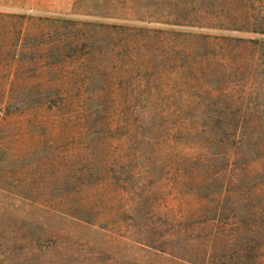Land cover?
Masks as SVG:
<instances>
[{
    "label": "rangeland",
    "instance_id": "obj_1",
    "mask_svg": "<svg viewBox=\"0 0 264 264\" xmlns=\"http://www.w3.org/2000/svg\"><path fill=\"white\" fill-rule=\"evenodd\" d=\"M39 1L37 6L41 8H0V52L5 50L7 56L0 57V104L71 103L80 106V112L102 106L122 116V108L139 103L140 91L146 86L143 60L152 56L161 66L168 61L165 68L157 65L146 87L153 98L157 96L159 108L181 105L188 89V74L182 62L186 64L188 59L178 58L194 37L192 34L264 39V34L222 28L264 22V0ZM77 38L83 42L81 55L74 44ZM19 41L29 47L19 51ZM3 44L6 49H2ZM247 46L245 55H250L253 49ZM151 70L147 73H154ZM262 80L264 84V77ZM55 114L45 108L39 113L0 118V264H194L173 258L170 250L179 252L175 243L168 244L164 254L147 245L150 235L138 224L149 210L150 200L145 207L133 203L135 190L119 187L109 176L91 189H87L84 176L78 182L70 179L78 169L87 168L89 152H76L92 138L83 132L84 119L75 113L71 122L83 133L75 134L66 149L65 154L69 153L64 164L68 172L61 174L51 166L16 172V158L21 161L18 164L35 163L38 157L53 151L50 143L54 136L48 135L40 144L37 141L41 142V134L47 132L45 123L60 124ZM56 134L61 135L58 128ZM124 140H111L116 169L124 165L120 171L123 175L127 168L138 172L133 184L144 198L153 197L155 190L163 194L161 204L152 210L153 220L175 219L174 225L183 222L180 228L170 230L169 240L177 241L183 237L185 223L205 217L204 204L191 195L196 187L187 180L188 170L176 169L174 161L182 151L166 148L155 163L152 156L136 154L135 158L130 156L129 163L124 157ZM63 143L61 139L57 142ZM8 152L9 162L2 164ZM18 152L21 156L14 157ZM177 175L185 177L181 184L183 196L173 188ZM53 185L59 188L53 190L52 197ZM80 187L83 193L95 195L92 210L76 209L78 198L62 195L76 193ZM102 192L110 197L108 212L98 209ZM200 223L194 225L197 232L205 229L206 225Z\"/></svg>",
    "mask_w": 264,
    "mask_h": 264
},
{
    "label": "trees",
    "instance_id": "obj_2",
    "mask_svg": "<svg viewBox=\"0 0 264 264\" xmlns=\"http://www.w3.org/2000/svg\"><path fill=\"white\" fill-rule=\"evenodd\" d=\"M222 28L264 34V22L255 26ZM192 35L194 37L185 44L183 55L178 58L188 59L186 64H181L188 74V89L185 91L187 97L184 98L186 104L159 108L157 96L153 98V93L146 87L150 81L149 76L155 74L157 65H160L155 64L152 56L143 60L146 70L142 79L146 86L140 91V101L122 108V116L115 114L113 109L102 106L80 112V106L75 107L71 103L61 106H15L1 103L0 118L2 115V118H12L16 114L33 111L39 113L46 108L55 112V117L60 119L58 125L54 121L45 123L47 132L41 134V142L37 141L40 144L48 135L54 136L55 139L50 143L53 151L38 157L35 163L18 164L21 161L16 158L13 160L18 165L16 172L31 169L39 171L49 166L58 168L61 174L68 172L64 164L69 153L65 154L66 149L72 144L71 138L75 134L81 135L85 131L92 138L84 147H78L76 154H80L81 150L89 152V164L84 170L78 169V173H74L70 179L78 182L84 176V180L88 181L85 184L87 189H91L94 185L98 187L109 176L119 187L128 186L135 190L133 198L136 197V200L133 203L145 207V203L150 200L152 203L149 210L143 211L138 226L141 231L150 235L147 245L152 249L164 254L167 253L168 244L175 243L179 252L170 250L173 258L194 264H264V39L203 33ZM81 43V38L74 42L79 55ZM248 44L253 50H250V55H245ZM24 46L29 47L26 42L19 41V51H23ZM1 47L6 49L7 45L3 44ZM0 57H7L5 50L0 52ZM167 61L160 65L161 68H165ZM151 68L154 73H147ZM249 81L251 82L247 88ZM74 113L84 119L83 132L77 130V126L71 122ZM38 125H41L40 121ZM56 128L61 137L65 134L67 137L56 136ZM60 139L65 143L57 144ZM123 139L127 150L124 157L129 163L132 161L130 156L135 158L136 154L152 156L155 158L152 163H155L166 152V148L182 151L179 159L174 161L176 169L180 172L188 170L187 180L196 187L191 195L204 204L205 217L201 221L185 223L183 237L177 241L169 240L170 230L174 226L180 228L183 222L174 225L175 219L171 222L168 218L160 217L161 220H153L152 210L155 205L161 204L163 194L155 190L153 197L144 198L133 184L138 172L134 168H127L123 175L120 171L124 165L119 171L116 169V159L112 158L111 153L114 144L111 140ZM13 156H21V152L14 153ZM9 157L8 152L1 163H8ZM118 172L120 174L115 176ZM179 177L176 176L173 188H177L178 195L183 196L185 192L181 189V184L185 177ZM81 187L76 193L62 195L65 198L76 196V209L92 210V198L95 195L83 193ZM56 188L59 187H51L52 197ZM99 194L102 200H97L98 209L108 212L110 197L103 195L104 192ZM96 214L100 215L101 212ZM86 222L90 223L88 220ZM200 222L206 225L207 230L197 232L198 227L194 225L198 223L199 226ZM179 242L181 244L178 245ZM217 243L224 244L218 246Z\"/></svg>",
    "mask_w": 264,
    "mask_h": 264
},
{
    "label": "crops",
    "instance_id": "obj_3",
    "mask_svg": "<svg viewBox=\"0 0 264 264\" xmlns=\"http://www.w3.org/2000/svg\"><path fill=\"white\" fill-rule=\"evenodd\" d=\"M39 4H40L39 0H0V8L13 9V10L22 8L23 5H25V7L41 8V6H37Z\"/></svg>",
    "mask_w": 264,
    "mask_h": 264
}]
</instances>
